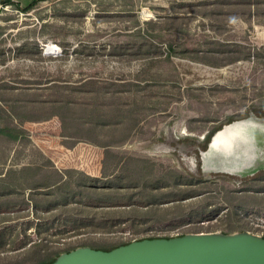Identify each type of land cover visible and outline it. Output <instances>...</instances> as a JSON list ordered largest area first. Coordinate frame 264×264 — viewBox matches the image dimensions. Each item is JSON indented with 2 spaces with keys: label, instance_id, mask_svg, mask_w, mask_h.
Returning a JSON list of instances; mask_svg holds the SVG:
<instances>
[{
  "label": "rangeland",
  "instance_id": "1",
  "mask_svg": "<svg viewBox=\"0 0 264 264\" xmlns=\"http://www.w3.org/2000/svg\"><path fill=\"white\" fill-rule=\"evenodd\" d=\"M199 233L264 239V0L1 4L0 264Z\"/></svg>",
  "mask_w": 264,
  "mask_h": 264
},
{
  "label": "water",
  "instance_id": "2",
  "mask_svg": "<svg viewBox=\"0 0 264 264\" xmlns=\"http://www.w3.org/2000/svg\"><path fill=\"white\" fill-rule=\"evenodd\" d=\"M51 264H264V239L248 233L144 239L109 251L77 248Z\"/></svg>",
  "mask_w": 264,
  "mask_h": 264
},
{
  "label": "bare ground",
  "instance_id": "3",
  "mask_svg": "<svg viewBox=\"0 0 264 264\" xmlns=\"http://www.w3.org/2000/svg\"><path fill=\"white\" fill-rule=\"evenodd\" d=\"M255 127L249 121H240L223 127L212 138L210 148L212 150H223L232 141L233 136L242 133L245 129Z\"/></svg>",
  "mask_w": 264,
  "mask_h": 264
},
{
  "label": "trees",
  "instance_id": "4",
  "mask_svg": "<svg viewBox=\"0 0 264 264\" xmlns=\"http://www.w3.org/2000/svg\"><path fill=\"white\" fill-rule=\"evenodd\" d=\"M9 1L8 0H6L5 2H4V4L5 3H8ZM29 8H31V5L29 4V5H27L26 6V9H29ZM134 168H131V169H128V172H130V170H133ZM126 177V175H122V176H120V180L122 179V178H125ZM128 177V176H127ZM62 178L60 177L59 178V182H60V180H61ZM54 182V181H53ZM59 182H54V185L55 184H58ZM49 186H51V185H48L47 187H49ZM143 186H145L146 187V182H144L143 183ZM145 238H142V239H139L138 241H140V240H144ZM146 239H169V237H148V238H146ZM127 244H129V242L128 243H126V244H123V245H127ZM123 245H120V246H123ZM117 247H119V246H116V247H114V248H117ZM113 248V249H114ZM74 249H71V250H68V251H66V253H69L70 251H73ZM112 250V249H111ZM58 256L59 255H57V256H55L54 258H52V259H50V260H48V261H45V262H42V263H40V264H51V263H53L57 258H58Z\"/></svg>",
  "mask_w": 264,
  "mask_h": 264
},
{
  "label": "crops",
  "instance_id": "5",
  "mask_svg": "<svg viewBox=\"0 0 264 264\" xmlns=\"http://www.w3.org/2000/svg\"><path fill=\"white\" fill-rule=\"evenodd\" d=\"M6 0H0V5L1 4H4V2H5ZM9 2L10 1H14V0H8ZM30 3V2H29ZM29 3H27V5H29ZM26 5V6H27ZM72 149V148H71ZM62 161V160H61ZM58 162H54L53 163V166H52V173L53 174H55V173H57V174H62L63 175V173L62 172H64V169H67V167H69L68 165H65V166H61V164H57ZM74 168H72V170H73ZM54 170V171H53ZM65 177V176H64Z\"/></svg>",
  "mask_w": 264,
  "mask_h": 264
}]
</instances>
